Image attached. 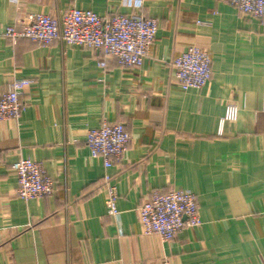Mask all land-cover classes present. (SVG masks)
I'll list each match as a JSON object with an SVG mask.
<instances>
[{
	"label": "crops",
	"instance_id": "0c3cea01",
	"mask_svg": "<svg viewBox=\"0 0 264 264\" xmlns=\"http://www.w3.org/2000/svg\"><path fill=\"white\" fill-rule=\"evenodd\" d=\"M158 24L139 69H105L86 49L4 37L31 13L69 8ZM195 46L211 57L203 89L182 92L172 61ZM32 82L17 120L0 121V264H264V25L226 0H0V93ZM235 122L220 125L226 106ZM122 123L131 140L107 171L118 191L109 214L101 160L86 132ZM40 163L50 198L15 195L11 165ZM191 191L202 225L171 241L141 233L137 209L152 191Z\"/></svg>",
	"mask_w": 264,
	"mask_h": 264
},
{
	"label": "built area",
	"instance_id": "2783aa9c",
	"mask_svg": "<svg viewBox=\"0 0 264 264\" xmlns=\"http://www.w3.org/2000/svg\"><path fill=\"white\" fill-rule=\"evenodd\" d=\"M17 2V0H10ZM239 13L255 18L264 25V0H226ZM158 24L155 19L137 14L115 13L102 18L90 10L69 8L53 15L31 13L23 22L9 24L4 37L14 43L26 39L38 45L53 41L61 45L86 49L99 57L98 65L105 69L107 62L114 60L120 68L139 69L154 43ZM174 77L182 92L199 91L211 79V57L207 51L195 46L177 56L171 63ZM30 79L14 77L6 90L0 93V121L17 120L24 110L20 100ZM239 109L226 106L220 125L235 122ZM131 140L122 123L102 121L98 127L86 132L85 144L89 157L101 160L105 174L101 188L105 207L109 214L118 217V191L107 171L123 160ZM16 175L15 195L23 201L50 198L55 193V184L47 176L43 166L28 158H21L11 165ZM141 233L156 236L163 242L171 241L182 229H196L202 225L195 195L188 190L171 188L167 192L152 191L137 209ZM160 264H170L167 259Z\"/></svg>",
	"mask_w": 264,
	"mask_h": 264
}]
</instances>
